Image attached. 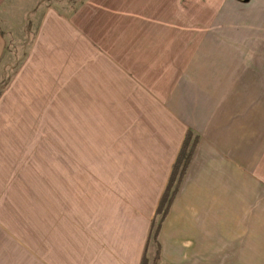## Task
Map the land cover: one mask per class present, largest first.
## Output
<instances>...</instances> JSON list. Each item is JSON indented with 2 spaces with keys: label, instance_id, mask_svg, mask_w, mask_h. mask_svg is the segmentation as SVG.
Masks as SVG:
<instances>
[{
  "label": "crops",
  "instance_id": "0c3cea01",
  "mask_svg": "<svg viewBox=\"0 0 264 264\" xmlns=\"http://www.w3.org/2000/svg\"><path fill=\"white\" fill-rule=\"evenodd\" d=\"M17 6L0 0V9ZM43 22L16 96L0 100L14 107L0 110V264H143L190 130L199 142L162 224L158 264H262L264 0H81L68 20L52 12ZM56 87L67 92V119L79 105L81 161L59 194L67 208L47 198L44 217L24 153L49 134L38 131L47 101L37 89L54 96ZM12 135L16 149H7ZM109 136L110 162L98 154Z\"/></svg>",
  "mask_w": 264,
  "mask_h": 264
},
{
  "label": "rangeland",
  "instance_id": "374dc122",
  "mask_svg": "<svg viewBox=\"0 0 264 264\" xmlns=\"http://www.w3.org/2000/svg\"><path fill=\"white\" fill-rule=\"evenodd\" d=\"M80 2L81 0H16L17 7L0 9V27L5 29L4 32L9 39L8 51L0 63V100L5 93L13 98L16 96V76L23 62L30 57V53L35 47L36 38L43 26V20L46 19L47 15L52 12H57L63 16L67 14L68 20ZM16 20H18L17 23ZM67 46H69L68 43ZM79 51L73 48L71 53L67 52V68L71 69L70 72H67V76L71 75V78L79 75L81 58ZM54 90L55 95L52 96L44 93L47 89H37L36 98H45L47 101L37 105L39 108L37 116L41 118V128L38 131L49 134L35 136L34 145L31 147L36 150L33 152L25 151L24 153L25 163L30 161L29 167H25V175L33 172L37 182L36 187L32 188L35 195L33 202H38L39 211L44 217H47L44 207L47 198L49 203L56 207L61 208L65 204L67 208V195L63 199V196L59 194L67 193V183H70L72 178L79 179L77 165L80 167L79 162L81 161L80 152L76 146L82 143L79 135V120L74 119V113L78 112L76 109L79 105H70L71 109L75 110L69 112L71 115L67 119V96L64 93L66 90L62 87H56ZM13 108V106H8L4 110L11 111ZM0 110L4 112L2 108ZM47 116H50V120L46 118ZM52 116L55 117L54 125L51 120ZM16 141L15 135H12L6 137L4 143L7 145V149H16ZM111 141L112 138L109 136V145L106 147L107 149L103 148L107 152H99V159L100 154L104 157L109 154L108 160L110 162ZM101 144L105 147L103 141ZM93 158H96L95 153ZM4 171L10 177V172ZM12 186H17V184L14 182ZM19 200L32 202L29 195H19ZM60 213L55 216L57 222L61 220ZM38 217L40 218V215ZM151 245V252L145 264H156L157 261L160 262L161 260V255L160 258L156 259L157 244L153 241ZM262 264H264V254Z\"/></svg>",
  "mask_w": 264,
  "mask_h": 264
},
{
  "label": "trees",
  "instance_id": "16d2710c",
  "mask_svg": "<svg viewBox=\"0 0 264 264\" xmlns=\"http://www.w3.org/2000/svg\"><path fill=\"white\" fill-rule=\"evenodd\" d=\"M198 142L199 136L191 130L188 131L182 148L178 154L177 160L174 163L169 183L158 206L157 217L153 221L150 237V241H154L159 246L156 254V259L160 258L161 255L159 234L162 228V224L177 196L183 178L187 172V169L191 163V160L197 148ZM146 261L147 258L145 257V259L143 260V264H145ZM154 263L156 262L154 261ZM158 263L159 261H157L156 264Z\"/></svg>",
  "mask_w": 264,
  "mask_h": 264
}]
</instances>
